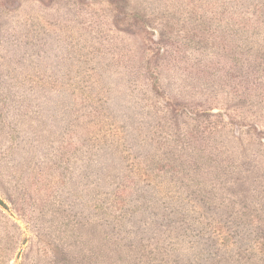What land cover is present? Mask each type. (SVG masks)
I'll use <instances>...</instances> for the list:
<instances>
[{"label": "rangeland", "instance_id": "rangeland-1", "mask_svg": "<svg viewBox=\"0 0 264 264\" xmlns=\"http://www.w3.org/2000/svg\"><path fill=\"white\" fill-rule=\"evenodd\" d=\"M216 1L0 0V264H244L224 222L264 264V91Z\"/></svg>", "mask_w": 264, "mask_h": 264}, {"label": "trees", "instance_id": "trees-1", "mask_svg": "<svg viewBox=\"0 0 264 264\" xmlns=\"http://www.w3.org/2000/svg\"><path fill=\"white\" fill-rule=\"evenodd\" d=\"M225 4L229 12H231L228 13L229 18L225 24L238 25L241 23L239 26L242 28L241 31L244 32V35L242 37V43L239 44V46L241 52L243 53L242 59L244 67H248V69L244 71L240 66V70L244 71L243 76L246 79V83L243 91H240L239 95H235L237 96V100L240 105L243 103H252L255 105V103H257L256 99L259 97L257 91L260 89L264 91V83L260 82L262 76L258 75L259 73H263L264 77V26L261 25V23H264L259 20L261 17L260 8L263 7V4H258L259 10L254 9L256 7L254 5L255 0H225ZM214 5H223V0H217L214 2ZM215 8L217 9V6ZM232 18H234L233 22L228 24ZM237 19H239V21L236 23ZM233 27L234 26H230L227 30ZM210 37H212V40L215 42L216 39H218V43L214 42V44L210 47V50H212L215 55L220 56L224 61L234 60V52L237 45L234 43L235 46H233L234 44L231 43V37L229 40H227V42L219 39L215 34ZM218 50H221L222 52L220 55L217 53ZM249 76H251L250 80L248 79ZM261 141L263 142L262 139ZM232 224H227L224 222V229L222 230L224 240L222 239L219 242V246L224 249L228 246H232V248L234 247L232 251H234L236 255H239L241 252H250V255L246 258L235 261L238 263L253 264L254 262H252V260H257L258 258H254L252 256L253 252L251 251V246H244V240L242 237H238V233H240L239 230L233 229ZM237 225H235V227H237ZM227 250L229 251L230 249L228 248Z\"/></svg>", "mask_w": 264, "mask_h": 264}]
</instances>
